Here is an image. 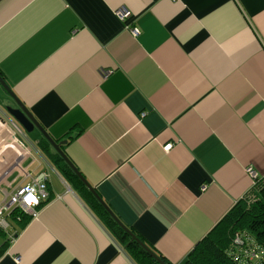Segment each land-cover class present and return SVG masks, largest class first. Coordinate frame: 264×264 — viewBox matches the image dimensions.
<instances>
[{
  "label": "crops",
  "instance_id": "0c3cea01",
  "mask_svg": "<svg viewBox=\"0 0 264 264\" xmlns=\"http://www.w3.org/2000/svg\"><path fill=\"white\" fill-rule=\"evenodd\" d=\"M0 72L169 264L252 192L248 169L264 179V0H0ZM8 108L0 85V206L42 173L50 199L7 215L0 264H138Z\"/></svg>",
  "mask_w": 264,
  "mask_h": 264
},
{
  "label": "trees",
  "instance_id": "16d2710c",
  "mask_svg": "<svg viewBox=\"0 0 264 264\" xmlns=\"http://www.w3.org/2000/svg\"><path fill=\"white\" fill-rule=\"evenodd\" d=\"M68 181L92 209L102 213L107 227L138 264H159L106 213L77 175L70 174ZM14 213L19 218L25 217L19 209ZM130 230L151 249L138 232ZM182 264H264V179H258L252 192L217 224Z\"/></svg>",
  "mask_w": 264,
  "mask_h": 264
},
{
  "label": "water",
  "instance_id": "95a60500",
  "mask_svg": "<svg viewBox=\"0 0 264 264\" xmlns=\"http://www.w3.org/2000/svg\"><path fill=\"white\" fill-rule=\"evenodd\" d=\"M0 85L4 88V90L8 93V95L15 101L17 105V109L8 108L7 112L10 114L12 118L27 132L33 133L35 130L41 132L44 138L53 146V148L58 152V154L62 157V159L66 162V164L72 169V171L77 175V177L85 184V186L90 190L93 196L99 201V203L104 207L105 211L111 216V218L126 232L128 233L134 241L138 242L159 264H165L150 248L147 247L144 242H142L139 238H137L114 213L109 206L104 202L101 196L97 193L95 188H93L81 175V173L75 168V166L71 163V161L67 158V156L62 151L63 143L58 144L54 141L45 130L39 125V123L35 120L33 115L29 112V110L24 106V104L16 97L13 90L6 84L3 78L0 75Z\"/></svg>",
  "mask_w": 264,
  "mask_h": 264
},
{
  "label": "built area",
  "instance_id": "2783aa9c",
  "mask_svg": "<svg viewBox=\"0 0 264 264\" xmlns=\"http://www.w3.org/2000/svg\"><path fill=\"white\" fill-rule=\"evenodd\" d=\"M117 15L123 22L127 21L131 17L130 12L126 10L118 11ZM133 33L136 34V31L133 30ZM102 76L103 78H108L109 72H103ZM172 147V144H168L167 146H165L164 150L166 152H169ZM247 172L254 178V181L256 183L259 179L258 175L252 169H248ZM47 179V175L44 173L40 174L35 178H32L28 184L19 188L13 194L9 201L6 200L0 206V227L4 229L8 227L6 217L10 212L16 209L21 210L23 213L36 216L37 207L41 203L46 202L50 199V194L47 186ZM30 198L34 199H31L30 202ZM17 261H19V258L17 259Z\"/></svg>",
  "mask_w": 264,
  "mask_h": 264
},
{
  "label": "snow or ice",
  "instance_id": "6c2138e0",
  "mask_svg": "<svg viewBox=\"0 0 264 264\" xmlns=\"http://www.w3.org/2000/svg\"><path fill=\"white\" fill-rule=\"evenodd\" d=\"M31 199H34V198H30V202H31Z\"/></svg>",
  "mask_w": 264,
  "mask_h": 264
}]
</instances>
